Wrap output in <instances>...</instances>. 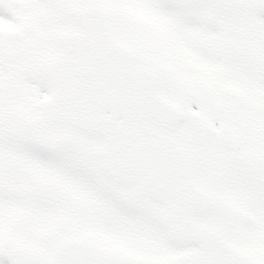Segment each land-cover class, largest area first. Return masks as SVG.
I'll list each match as a JSON object with an SVG mask.
<instances>
[{
	"label": "snow or ice",
	"instance_id": "6c2138e0",
	"mask_svg": "<svg viewBox=\"0 0 264 264\" xmlns=\"http://www.w3.org/2000/svg\"><path fill=\"white\" fill-rule=\"evenodd\" d=\"M0 264H264V0H0Z\"/></svg>",
	"mask_w": 264,
	"mask_h": 264
}]
</instances>
